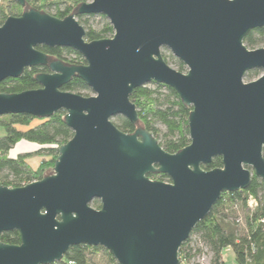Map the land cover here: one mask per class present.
<instances>
[{"label": "water", "instance_id": "95a60500", "mask_svg": "<svg viewBox=\"0 0 264 264\" xmlns=\"http://www.w3.org/2000/svg\"><path fill=\"white\" fill-rule=\"evenodd\" d=\"M78 14L105 16L112 37L86 41ZM262 27L264 0H91L64 18L32 8L7 17L0 82L25 68L48 72L35 75V89L0 93V116L48 118L62 110L73 135L50 174L18 187L0 184V235H20L19 244L0 242V264H52L79 244L105 248L118 264H179L182 243L223 192L246 189L252 175L264 181V47L243 43ZM38 45L70 48L85 64H66ZM164 48L185 72L164 61ZM255 68L261 74L245 81ZM73 77L91 95L62 90ZM151 82L191 107L190 142L175 153L140 124L130 101ZM116 115L134 131L119 130ZM215 157L221 167H201Z\"/></svg>", "mask_w": 264, "mask_h": 264}, {"label": "trees", "instance_id": "16d2710c", "mask_svg": "<svg viewBox=\"0 0 264 264\" xmlns=\"http://www.w3.org/2000/svg\"><path fill=\"white\" fill-rule=\"evenodd\" d=\"M87 0H25V6L15 0H0V25L9 16H19L25 9L32 8L48 13L57 18H64ZM99 17L97 27L92 26L90 19ZM77 21L85 30L84 39L93 41L112 37L113 28L105 16L100 14H78ZM248 49L264 47V27L251 30L243 40ZM47 55L61 59L66 64L82 65L85 60L78 52L64 47H36ZM164 61L179 72L186 67L175 58L168 49L161 51ZM48 72L47 67L25 68L17 78H7L0 82V93H18L39 87L35 75ZM261 74L258 68L249 70L245 80L251 81ZM62 90L83 96L91 95L87 84L78 77H73L62 86ZM130 101L136 106L140 124L150 131L159 141L160 146L175 153L189 144L188 116L191 107L184 105L177 93L168 86L151 82L139 86L130 95ZM64 111L54 113L48 118H36L28 114H6L0 116V184L18 187L39 180L49 174L59 155V147L73 135L64 122ZM33 121H37L33 123ZM112 123L122 132L132 133L135 125L127 118L116 115ZM156 124H162L165 132L160 133ZM39 145L29 152H20L9 157L8 152L19 141ZM38 156L36 167L28 159ZM264 158V148H263ZM222 166L221 157H215L210 163L201 165L204 170ZM148 177L156 181L169 182L167 175L149 173ZM253 198L255 205L249 206ZM93 208L101 207L98 199L90 203ZM264 181L252 175L246 189L234 192H223L210 212L193 228L189 238L179 249V264H201L199 258L209 255L208 264H226L223 252L230 248L236 264H264ZM194 237V238H193ZM0 242L19 244L20 235L16 230L3 232ZM52 264H118L111 253L101 246L79 244L70 247L63 258Z\"/></svg>", "mask_w": 264, "mask_h": 264}, {"label": "rangeland", "instance_id": "374dc122", "mask_svg": "<svg viewBox=\"0 0 264 264\" xmlns=\"http://www.w3.org/2000/svg\"><path fill=\"white\" fill-rule=\"evenodd\" d=\"M6 1V0H4ZM91 0H87L86 2H89ZM90 23L92 24V26L97 27L100 23V18L95 16L93 18L90 19ZM171 67L174 68L173 64L170 65ZM246 81V80H245ZM150 85V83L148 84ZM37 121H33V123H36ZM157 128L160 130V133H164L165 132V127L162 124H156ZM2 129L0 128V133H2ZM23 142V141H22ZM27 144V143H26ZM30 144H34V143H30ZM36 148L34 145H21L20 143L15 145V147L13 149H11V151L9 152V157H15L18 153L20 152H29V151H34L33 149ZM37 149V148H36ZM39 157L38 156H32L28 159L29 163L31 164V166L36 167L38 165L39 162ZM52 172V170H50V172H48L49 174ZM194 238V237H193ZM225 259V256H224ZM227 259V264H234V260L226 257ZM209 262V255L205 256V260L204 263L208 264Z\"/></svg>", "mask_w": 264, "mask_h": 264}, {"label": "crops", "instance_id": "0c3cea01", "mask_svg": "<svg viewBox=\"0 0 264 264\" xmlns=\"http://www.w3.org/2000/svg\"><path fill=\"white\" fill-rule=\"evenodd\" d=\"M0 134H2V133H0ZM23 141V140H22ZM19 141L18 143H16L15 145H17V144H21V145H23V146H25V145H34L36 148H38L39 147V145H37V144H30L31 142H27V141ZM27 143V144H26ZM15 145H14V147H15ZM13 147V148H14ZM12 148V149H13ZM36 148H34L33 150H35ZM11 151V150H10ZM9 151V152H10ZM9 152H8V155H9ZM224 256H225V262H226V264H227V259H226V257H228L229 259H230V261H231V259H233V253H232V250L230 249V248H226L225 250H224V252H223V258H224ZM234 260V259H233ZM234 264H236V263H234Z\"/></svg>", "mask_w": 264, "mask_h": 264}, {"label": "built area", "instance_id": "2783aa9c", "mask_svg": "<svg viewBox=\"0 0 264 264\" xmlns=\"http://www.w3.org/2000/svg\"><path fill=\"white\" fill-rule=\"evenodd\" d=\"M248 204H249V206H253V205H255L256 203H255V200L253 199V198H250L249 200H248ZM263 221H264V218H263ZM204 260H205V256L203 255L201 258H199V262L201 263V264H205L204 263Z\"/></svg>", "mask_w": 264, "mask_h": 264}]
</instances>
